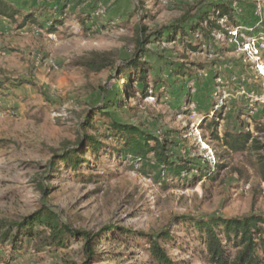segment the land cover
I'll return each mask as SVG.
<instances>
[{
    "label": "rangeland",
    "instance_id": "rangeland-1",
    "mask_svg": "<svg viewBox=\"0 0 264 264\" xmlns=\"http://www.w3.org/2000/svg\"><path fill=\"white\" fill-rule=\"evenodd\" d=\"M7 1L39 16L23 28L0 20V139L8 143L0 150V226L47 208L76 231L116 230L99 237L95 264H152L142 235L163 232L174 236L161 240L174 262L207 264L196 232L179 218H264V0ZM218 2L231 5L237 26L220 21L226 32L209 38L190 30ZM188 12L184 39L161 35ZM93 53L107 54L116 67L91 70ZM136 58L148 94L134 83L133 98L116 108L125 83L117 69ZM108 104L114 119L173 141L176 157L197 168L207 162L212 175L194 171L188 181L170 178L164 189L112 146L99 163L50 173L54 152L78 142L86 112ZM229 132L251 133L261 150L233 154L214 171L221 152L215 137ZM42 188L52 189L46 195ZM2 233L0 264L85 262L82 240L57 249L46 234L12 243L15 234L4 242Z\"/></svg>",
    "mask_w": 264,
    "mask_h": 264
},
{
    "label": "trees",
    "instance_id": "trees-1",
    "mask_svg": "<svg viewBox=\"0 0 264 264\" xmlns=\"http://www.w3.org/2000/svg\"><path fill=\"white\" fill-rule=\"evenodd\" d=\"M41 15L43 16V13ZM38 16L34 13L23 15L12 3L0 0V20H6L23 28L28 24H36ZM234 16L231 5L223 2L214 3L211 5V10L198 15L197 23L192 24L190 30L201 32L204 38L211 37L216 31L225 33L226 31H222L219 22H233L237 26ZM191 18L188 12L168 28V33L164 34L163 32L161 35L169 41L176 40L178 35L179 39H184L187 36V29L183 25L188 23ZM49 32H55V26L50 27ZM143 43L144 38L140 36L138 47L140 48ZM187 46L191 50L197 49L189 44ZM87 65L96 72L108 66L116 67V63L107 54L99 53H93L92 59L87 62ZM127 65L128 67L125 69H117L125 83L123 89L119 90L117 94L114 103L116 108L123 107L126 98H133L134 83L141 86L139 92L143 97L148 94L146 71L142 68L138 58L131 60ZM131 71L134 72V75H131ZM181 72L178 70L179 75H182ZM2 88H4V84H0V89ZM110 105L96 107L86 112L84 120L80 123L82 130L79 133L78 142L74 145L67 143L61 152H54L50 162V173L57 171L60 166L77 172L84 166L99 163L101 152L112 146L114 154L123 160L129 159L132 168L138 165V172L142 176L152 178L164 189H167L170 178L188 181L194 171L200 173L199 177L203 178L212 175L211 169L207 167V162L205 167L197 168L190 160L176 157L171 150L173 141L167 138L160 139L137 126L125 125L114 119L112 114L106 111ZM100 122L101 128L98 127ZM213 130H215L214 134L216 129ZM91 131L93 134L89 133ZM215 138L220 142L221 152L217 154L218 160L215 163L216 170L214 171H220L224 166L221 161L230 159L233 154L247 150H261L259 143L249 132H229L225 133L223 137L216 135ZM7 144V141L0 139V150ZM259 163L264 170V159L260 157ZM196 165L201 166L200 163H196ZM51 189L42 188V192L48 195ZM178 223L185 225L188 232H196L197 240L201 244L202 258L207 264H264V218L261 216L206 219L182 217L178 219ZM121 230L120 232H122ZM0 232H3L1 237L4 242L8 241L14 233L12 243H16L20 239L30 242L36 237L46 234L45 241L57 249L66 248L73 240H82L84 241V264H95L98 256L96 246L100 243L98 239L101 235L116 234L113 227L105 228L96 235L76 231L64 224L56 213L47 208L35 212L21 222L1 225ZM120 232L117 234L121 235ZM142 236L147 239V252L152 264H177L161 244V240L169 242L173 240L174 236L169 232L160 233L157 237Z\"/></svg>",
    "mask_w": 264,
    "mask_h": 264
}]
</instances>
